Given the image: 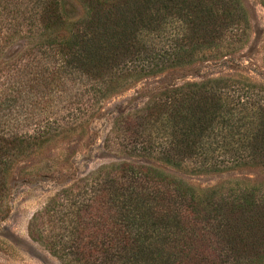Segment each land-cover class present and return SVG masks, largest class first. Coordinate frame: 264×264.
<instances>
[{
	"label": "trees",
	"instance_id": "1",
	"mask_svg": "<svg viewBox=\"0 0 264 264\" xmlns=\"http://www.w3.org/2000/svg\"><path fill=\"white\" fill-rule=\"evenodd\" d=\"M76 1L72 16L66 0H0V216L21 156L146 77L229 59L249 35L240 0ZM142 97L111 114L103 143L121 158L55 191L29 237L64 264H264V180L197 189L153 165L264 174V84L210 76Z\"/></svg>",
	"mask_w": 264,
	"mask_h": 264
},
{
	"label": "rangeland",
	"instance_id": "2",
	"mask_svg": "<svg viewBox=\"0 0 264 264\" xmlns=\"http://www.w3.org/2000/svg\"><path fill=\"white\" fill-rule=\"evenodd\" d=\"M240 1L249 18V35L243 47L232 57L217 62H200L183 70L146 77L105 100L98 117L83 129L50 142L34 154L20 157L8 173V209L4 216H0V264H64L29 237L28 220L62 185L100 165L121 158L120 154L106 148L103 143L110 127L111 114L118 104L131 99L140 103L143 94L160 86L210 76H239L264 84V7L258 0ZM65 6L72 16L80 13L76 0H66ZM20 45L21 42L15 41L10 51H16ZM153 165L197 189L234 179L252 183L264 180L263 172L254 168L190 173L161 163Z\"/></svg>",
	"mask_w": 264,
	"mask_h": 264
}]
</instances>
